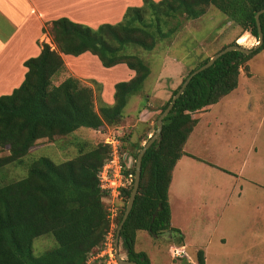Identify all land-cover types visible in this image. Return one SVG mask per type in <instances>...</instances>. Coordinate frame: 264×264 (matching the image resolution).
<instances>
[{
  "label": "trees",
  "instance_id": "trees-1",
  "mask_svg": "<svg viewBox=\"0 0 264 264\" xmlns=\"http://www.w3.org/2000/svg\"><path fill=\"white\" fill-rule=\"evenodd\" d=\"M210 6L259 41L256 14L264 8V0H143L140 6H128L122 20L115 24L107 22L94 28L68 17L52 22L50 34L55 47L43 42L41 53L25 61L28 70L22 84L11 94L0 95V149L8 151L0 156V264H88L100 252L112 220L103 200L109 192L100 187L99 173L111 145L106 141L81 144L75 157L60 163L46 156L30 161L25 158L39 140L68 136L81 128L119 126L129 99L141 90L151 73L148 62L128 48L134 45L154 50L159 39H170L181 29V18H200ZM260 21L264 34V13ZM262 50L264 41L250 54L231 51L222 55L191 79L164 118L160 137L143 156L139 191L121 230L127 259L152 264L146 252L135 249L138 231L154 237L169 233L173 243L185 245L182 232L172 226L169 187L174 167L186 154L184 146L198 123L194 114L235 90L242 69L248 70L246 63ZM86 52L96 56L104 67L125 64L135 72L130 80L115 84L112 104L102 100L103 86L96 80L92 81L95 87L75 76L53 83V77L67 69L63 54L79 56ZM210 58L192 68L183 82ZM182 83L159 108V115ZM148 131L144 130L139 142H130L131 150L125 138L120 139L121 150L137 158L142 141L149 139ZM9 166H25L27 174L8 181ZM131 172L135 174V166ZM132 188L122 191L116 235ZM48 234L58 246L35 256L34 239ZM195 256L197 263L191 261V255L181 259L189 264H206L203 250H197Z\"/></svg>",
  "mask_w": 264,
  "mask_h": 264
},
{
  "label": "rangeland",
  "instance_id": "rangeland-1",
  "mask_svg": "<svg viewBox=\"0 0 264 264\" xmlns=\"http://www.w3.org/2000/svg\"><path fill=\"white\" fill-rule=\"evenodd\" d=\"M133 1L137 0H76L74 21L87 25H90L88 24L90 21L94 28L103 21L100 19H107L108 23L115 24L120 21L116 19V12L124 5L127 8L143 4H134ZM98 7L99 11L94 13V8ZM113 11L116 12L111 13ZM181 20V29L170 39H159L154 50L149 51L134 45L128 48V52L138 54L151 68V73L141 90L129 99L125 113L134 111L129 114L128 119L124 118L119 126H106L99 130L81 128L68 136L39 140L25 160L46 156L60 163L75 157L81 144L91 146L100 141L107 142L109 135L125 138L126 141L123 142L131 150L130 142H139L147 128L142 130V125L138 123L153 110L155 113L152 118L154 124L151 135L156 132V120L161 112L159 108L170 99L173 90L183 82L192 68L233 42L245 48H253L258 43L253 35L243 32L236 22L231 21L214 6L208 7L207 12L200 18ZM50 26L52 24L47 26L49 32ZM50 38L52 41V34ZM42 41L46 42L45 38ZM52 44L55 46L53 41ZM64 58L67 69L53 77L54 84H59L68 76H75L83 84L93 87L96 86L93 80L102 81V91L105 84L107 94H111L117 82L131 79L130 69L125 64L107 68L90 53L79 56L67 55ZM248 62L252 76L248 74V70L244 72L251 76V79L239 85L237 94L225 96L223 103H220L221 107L206 118L204 135L201 134L203 139L195 144L194 149L195 153L206 161L179 168L183 184H186L185 172H188L195 180L191 184V189L197 187V193L205 191L202 200L197 201L199 208L197 207L196 212L188 218L190 222L179 218L192 230L193 235H197L198 228H205L204 232L198 233V238L200 244L207 246V264H264V50L254 55ZM157 84L161 86L157 92L159 89L161 92L162 89L165 93L162 92L160 97L149 95L157 88ZM102 91V100L110 104L103 99ZM113 97L114 90L112 100ZM253 140L256 142L251 151ZM142 142L145 144L147 141ZM6 154L7 149H0V156ZM206 163L207 167H203ZM6 169L8 181L22 178L27 174L25 166H9ZM182 169L185 172H182ZM260 170L263 172L258 177L255 172ZM257 184L263 187L257 189ZM212 198H215L214 203L221 200L227 203L217 208L214 217L210 219L206 206ZM104 200L109 202L107 198ZM172 201L175 205L173 196ZM137 239L136 251L146 252L152 257L154 264L172 262V257L170 258L168 254L172 241L169 233L154 237L146 231H140ZM57 246L58 243L51 234L36 237L33 243L34 255L38 257ZM195 250L188 247L191 261L197 263ZM120 252L123 258H127L121 240ZM180 263L189 264L181 258L173 259V264Z\"/></svg>",
  "mask_w": 264,
  "mask_h": 264
},
{
  "label": "crops",
  "instance_id": "crops-1",
  "mask_svg": "<svg viewBox=\"0 0 264 264\" xmlns=\"http://www.w3.org/2000/svg\"><path fill=\"white\" fill-rule=\"evenodd\" d=\"M76 3H77L76 0H0V95L11 94L15 88L19 87L22 84V82L25 79L26 72L28 70L27 67L24 65V63L29 58L36 57L41 53L42 50L41 44L44 42L42 41L43 38H45V41L47 43L55 47L52 44L50 38V32L47 26L51 25L54 20L60 17H68L73 21L76 20L74 17L76 10ZM133 3L142 4L143 1L137 0V1H133ZM99 8L100 7H98L97 9L94 8L95 9L94 13H96V11H99ZM124 10H126V5H124L122 9H120V11L119 10L117 12L113 11L111 13L116 12L117 13L116 19L118 18L121 21L125 13ZM100 20L103 21H100L98 25L108 21L107 19H100ZM88 24L91 25V22L88 21ZM98 25H93V26H98ZM46 29H47V33H45ZM86 53H90V52H86ZM65 56L67 55L63 54V57ZM247 66H248V74L252 76V71L250 70L251 69L250 62L247 63ZM248 74H246L242 69V72L239 77V85L240 84L242 85V83H244L248 79H251V76H249ZM134 75L135 72L130 69L129 72L130 78H132ZM159 84H157V88L155 90L151 91L152 94L149 95L154 97H160L162 92L165 93V91L164 90L162 91V89L161 92L160 89L157 92L158 88H161ZM103 85H104V89L102 91V97L106 102L112 104L114 102V97L112 100V94H113V90L115 92V88L112 90L111 94H107L106 86L105 84ZM238 87L235 90H233L231 93L226 95V97H231V95L237 94ZM226 97H223L219 102L210 105L200 111H197L194 114V117L198 119V123L194 127L193 132L189 136L184 146V151L186 152V154H184L178 160L176 166L174 167V170L172 172V181L169 187V201L172 212V219H171L172 226L174 228L179 229L182 232V234L184 235V244L185 246H187V248L189 247L190 250H192V248H195L196 249L195 252L201 249L204 251L205 257H206L207 246L200 244L198 238V233L204 232L205 228L202 229L198 228L197 235H193L192 230H190L188 226L185 225V222L180 220L179 218L181 217L185 221H189L188 218L196 212L195 209L197 207L199 208V204L197 203V201L199 200L200 202L202 200V195L205 193V191H203L202 193H197L196 191L197 187H192L191 189L192 186L191 184L195 180L194 178L193 179L191 178V175L188 172H185L182 169L181 171L185 172V177H186V184H183L182 182L183 176L182 174L179 173V168L181 169V166L185 168L188 166V164L191 163L206 161V159L199 157L200 155L195 153L194 150L195 144L203 139V137H201V134L202 136L204 135L203 130L205 128L204 125L207 122L206 118L215 109L221 107L220 103H223ZM144 109H142V111ZM132 112L129 111L126 112L125 118L128 119L129 114ZM153 113H155V111L153 110L149 111L146 115V118L138 123L142 125V130L145 129L146 127L147 128L150 127V130L148 131V137L151 136L152 134L151 130H153L152 128L154 124V121L152 120ZM213 116L215 115L213 114ZM196 136H200V138H196ZM255 142L256 140L252 141L251 149H250L251 151L253 149V145ZM142 144L144 143L142 142ZM207 165H208L207 163L203 164V167H207ZM260 166H261V162H260ZM262 172L263 171L260 170L255 172V174L256 176L260 177ZM256 187L257 189H260L263 186L261 184L259 185L257 184ZM172 196L175 198V205L174 202L172 201ZM214 200L215 198H212V201L206 206L207 215L210 219L214 217L215 215L214 212L216 211L217 208H221L222 205L224 206V204L227 203L223 200L214 203ZM139 232L140 231H138L137 233L136 244H137V240H138L137 238L139 236ZM174 244L175 243L171 241L170 246ZM196 246H202L205 248L204 249L197 248ZM168 254L169 257L171 258L169 252ZM148 256L152 264H154L152 261V257L150 255ZM171 260L172 262H170V264H173V259L171 258ZM206 264H207V258H206Z\"/></svg>",
  "mask_w": 264,
  "mask_h": 264
},
{
  "label": "built area",
  "instance_id": "built-area-1",
  "mask_svg": "<svg viewBox=\"0 0 264 264\" xmlns=\"http://www.w3.org/2000/svg\"><path fill=\"white\" fill-rule=\"evenodd\" d=\"M107 142L111 145V151L99 173V181L100 187L109 192V196H105L109 202H106L105 198L103 200L108 206L112 223L103 247L97 255L89 259L88 264H120L115 249L117 229L115 220L121 209L123 189L129 188L135 181V174L131 170L136 164V158L129 152L121 150L120 138L109 135ZM169 253L173 259L190 258L185 245H171Z\"/></svg>",
  "mask_w": 264,
  "mask_h": 264
},
{
  "label": "water",
  "instance_id": "water-1",
  "mask_svg": "<svg viewBox=\"0 0 264 264\" xmlns=\"http://www.w3.org/2000/svg\"><path fill=\"white\" fill-rule=\"evenodd\" d=\"M264 13V8L261 9L260 11L257 12L256 14V21H257V26H258V32H259V41L257 45L254 48H245L241 46L240 44H235V45H229L217 53H215L205 64L200 66L199 68L195 69L187 78L186 80L182 83L180 89L178 92L173 96L171 102L169 105L165 108V110L159 115L157 122H156V132L149 137L147 142L143 144L142 149L139 151L137 158H136V164H135V181L133 184V188L130 194V197L128 199L125 213L123 216V219L118 227L117 230V235H116V256L120 264H138L136 261L129 260L127 258H123L121 255L122 253L120 252V240H121V230L127 220V218L130 215V212L134 206V202L136 199V196L139 191V186L141 182V174H142V159L146 151L153 145V143L160 137L162 129H163V120L164 118L170 113V111L173 109L176 101L178 98L182 95L184 90L187 88L188 83L191 81V79L197 75L198 73L204 71L205 69L211 67L222 55L231 52V51H241L246 54H250L253 51H255L264 41V34L261 26V21H260V15Z\"/></svg>",
  "mask_w": 264,
  "mask_h": 264
}]
</instances>
